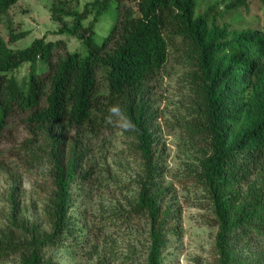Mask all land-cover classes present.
Listing matches in <instances>:
<instances>
[{
	"label": "trees",
	"instance_id": "1",
	"mask_svg": "<svg viewBox=\"0 0 264 264\" xmlns=\"http://www.w3.org/2000/svg\"><path fill=\"white\" fill-rule=\"evenodd\" d=\"M19 1L0 0V28ZM229 1H214L200 11L199 0H134L132 5L93 0L81 11L79 0H55L50 13L59 26L56 35L80 40L81 49L74 52L63 39L46 37L19 48L15 45L29 32H18L9 22L7 41L0 30V160H6L4 142L21 120L27 133L15 149L26 158L21 163L47 167L52 183L45 207L52 231L12 216L0 229V264H55L46 249L63 241L72 247L73 239L85 235V222L70 209L93 175L85 167L87 133L116 127L117 117L107 122L113 105L134 122L133 130L122 131L145 166L127 216L147 214L146 264H163L162 166L155 158L158 128L151 85L170 50L180 45L188 51L185 83L195 120L188 131L202 136L199 180L219 226L220 263L264 264V30L234 21L253 1L264 8V0ZM114 6L119 14L98 45L96 28L104 15L113 16ZM24 67L27 72L19 77ZM12 192L16 195L17 188ZM18 210L15 206L14 215Z\"/></svg>",
	"mask_w": 264,
	"mask_h": 264
},
{
	"label": "rangeland",
	"instance_id": "2",
	"mask_svg": "<svg viewBox=\"0 0 264 264\" xmlns=\"http://www.w3.org/2000/svg\"><path fill=\"white\" fill-rule=\"evenodd\" d=\"M55 0H20L4 17L1 34L8 41V23L16 31H27V38L17 45L25 48L37 39L66 41L71 52L81 49V42L68 35H56L58 24L51 19L50 7ZM93 0H79L80 10ZM134 0H125L132 5ZM229 0H199L200 11L213 2ZM225 5H222V8ZM104 15L96 28V42L103 43L119 11L117 6ZM235 22L259 26L264 30V8L253 1L246 12L234 18ZM179 46V45H178ZM187 47H173L159 77L152 83L158 128L156 159L162 166L160 194L161 212L165 222L163 264H221L216 247L219 226L210 200L199 180L202 157V136L188 131L194 123L189 112L193 99L185 83L189 70ZM27 72L21 70L19 77ZM18 120L5 140L6 160H0V229L10 219L25 220L51 232L45 207L52 183L47 167H28L26 158L15 149L27 137ZM90 153L87 171L93 175L82 198L70 209L73 216L85 222V235L66 241L58 248L46 249L47 258L55 264H146L150 248V219L145 214L127 216L140 192L144 162L134 142L118 126L88 132ZM10 152H14L13 154ZM17 188L16 195L12 190ZM248 188V187H247ZM245 188V189H247ZM249 191V189H248ZM15 195L14 200L12 196ZM241 203V202H240ZM15 206L19 208L14 215ZM167 213V215H166ZM15 238L20 232L12 230ZM258 241V240H257ZM256 243V241L254 242ZM2 264H15L8 260Z\"/></svg>",
	"mask_w": 264,
	"mask_h": 264
},
{
	"label": "clouds",
	"instance_id": "3",
	"mask_svg": "<svg viewBox=\"0 0 264 264\" xmlns=\"http://www.w3.org/2000/svg\"><path fill=\"white\" fill-rule=\"evenodd\" d=\"M110 115L107 117V122L113 123L112 117H117L116 126L122 130H133L135 128L134 122L128 118L121 110L119 105H113L109 108Z\"/></svg>",
	"mask_w": 264,
	"mask_h": 264
}]
</instances>
